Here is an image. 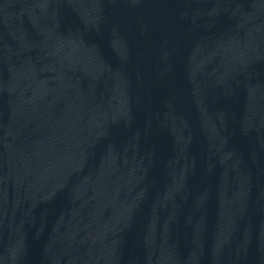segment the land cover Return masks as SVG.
<instances>
[{"label":"water","instance_id":"water-1","mask_svg":"<svg viewBox=\"0 0 264 264\" xmlns=\"http://www.w3.org/2000/svg\"><path fill=\"white\" fill-rule=\"evenodd\" d=\"M0 264H264V0H0Z\"/></svg>","mask_w":264,"mask_h":264}]
</instances>
